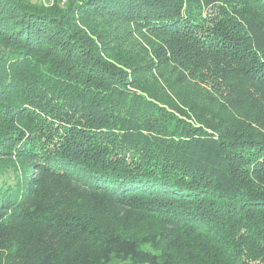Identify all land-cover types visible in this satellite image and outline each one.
Listing matches in <instances>:
<instances>
[{"label": "trees", "instance_id": "1", "mask_svg": "<svg viewBox=\"0 0 264 264\" xmlns=\"http://www.w3.org/2000/svg\"><path fill=\"white\" fill-rule=\"evenodd\" d=\"M0 264H264V0H0Z\"/></svg>", "mask_w": 264, "mask_h": 264}]
</instances>
